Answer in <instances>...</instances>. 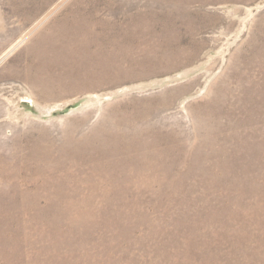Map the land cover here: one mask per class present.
Instances as JSON below:
<instances>
[{"label":"rangeland","instance_id":"obj_1","mask_svg":"<svg viewBox=\"0 0 264 264\" xmlns=\"http://www.w3.org/2000/svg\"><path fill=\"white\" fill-rule=\"evenodd\" d=\"M0 264H264V0H0Z\"/></svg>","mask_w":264,"mask_h":264}]
</instances>
